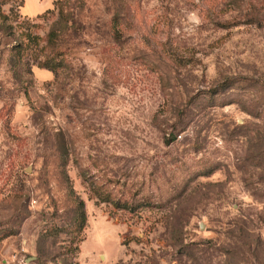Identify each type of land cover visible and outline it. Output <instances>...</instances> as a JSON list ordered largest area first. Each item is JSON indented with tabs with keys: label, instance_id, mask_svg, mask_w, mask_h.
<instances>
[{
	"label": "rangeland",
	"instance_id": "374dc122",
	"mask_svg": "<svg viewBox=\"0 0 264 264\" xmlns=\"http://www.w3.org/2000/svg\"><path fill=\"white\" fill-rule=\"evenodd\" d=\"M20 3L0 264H264V0Z\"/></svg>",
	"mask_w": 264,
	"mask_h": 264
},
{
	"label": "trees",
	"instance_id": "16d2710c",
	"mask_svg": "<svg viewBox=\"0 0 264 264\" xmlns=\"http://www.w3.org/2000/svg\"><path fill=\"white\" fill-rule=\"evenodd\" d=\"M13 0H0V4L4 5V4H9L11 3ZM20 6L23 7L24 6V0H21ZM62 65V60L57 58V57H51V58H47L44 61V68L55 72V70L60 67ZM123 207H126L125 205ZM78 214L80 216V228L82 229L85 226L86 223V218L83 212V204L81 202H79V208H78Z\"/></svg>",
	"mask_w": 264,
	"mask_h": 264
},
{
	"label": "crops",
	"instance_id": "0c3cea01",
	"mask_svg": "<svg viewBox=\"0 0 264 264\" xmlns=\"http://www.w3.org/2000/svg\"><path fill=\"white\" fill-rule=\"evenodd\" d=\"M24 4H25V0H24ZM32 10H33V9H32ZM37 11L39 12V10H36V11L33 10V11H30V13H35V12H37Z\"/></svg>",
	"mask_w": 264,
	"mask_h": 264
}]
</instances>
